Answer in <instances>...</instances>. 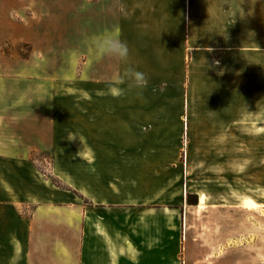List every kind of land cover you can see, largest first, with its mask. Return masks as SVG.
Returning <instances> with one entry per match:
<instances>
[{"label":"rangeland","instance_id":"obj_1","mask_svg":"<svg viewBox=\"0 0 264 264\" xmlns=\"http://www.w3.org/2000/svg\"><path fill=\"white\" fill-rule=\"evenodd\" d=\"M42 1L39 45L0 56V242L32 219L64 226L37 240H83L90 207L105 235L134 229L149 264H264V0H246L237 36L249 38L230 54L120 36L148 84L119 95L111 81L127 65L93 38L117 34V12L146 20L149 0Z\"/></svg>","mask_w":264,"mask_h":264},{"label":"crops","instance_id":"obj_2","mask_svg":"<svg viewBox=\"0 0 264 264\" xmlns=\"http://www.w3.org/2000/svg\"><path fill=\"white\" fill-rule=\"evenodd\" d=\"M42 8V0H0V56L4 53L3 48L12 41L26 40L33 42L35 47L39 45L38 42L44 37ZM251 12L250 1L246 0H149L146 20L126 22L117 12L110 30L117 34L119 32V37L144 34L148 43L151 41L153 45H161L164 50L171 47L172 36L176 34L175 39L180 40L177 45L180 44L190 53L230 54L241 46L239 40L249 38L237 36V17L242 13L250 16ZM30 35H34V39ZM5 70L6 67L4 73ZM2 192L12 202L14 195L4 190ZM13 203L7 206L14 211L11 216L22 221ZM50 203L45 202L43 207L49 209ZM92 210L89 207L82 212L84 218L87 216V220L83 221L87 238L80 241L54 238L64 227L61 224H34V219L30 223L12 224L19 228L20 233L5 244L0 242V249L6 248L5 254H0V264H149L147 259L140 258L139 247L134 241V229L124 232H128L130 238L123 234L119 236L117 233L122 231L118 229H114L113 236L105 235L102 232L104 224L89 219ZM95 210L100 212V209ZM67 211L71 212L70 208ZM72 212L75 216V210ZM46 227L55 232V236L50 235L51 238L46 240L35 239L33 233L44 232Z\"/></svg>","mask_w":264,"mask_h":264},{"label":"clouds","instance_id":"obj_3","mask_svg":"<svg viewBox=\"0 0 264 264\" xmlns=\"http://www.w3.org/2000/svg\"><path fill=\"white\" fill-rule=\"evenodd\" d=\"M97 52L104 56H111L127 65L129 57L128 45L120 39L118 34L110 32L93 38ZM148 84L145 73L139 71L134 66L127 65L123 73L113 77L111 81V91L114 95L122 92L123 85L129 88L142 89Z\"/></svg>","mask_w":264,"mask_h":264},{"label":"trees","instance_id":"obj_4","mask_svg":"<svg viewBox=\"0 0 264 264\" xmlns=\"http://www.w3.org/2000/svg\"><path fill=\"white\" fill-rule=\"evenodd\" d=\"M193 196H194L193 197L194 199H190V197H189V199H187L189 204H197L196 195H193Z\"/></svg>","mask_w":264,"mask_h":264},{"label":"bare ground","instance_id":"obj_5","mask_svg":"<svg viewBox=\"0 0 264 264\" xmlns=\"http://www.w3.org/2000/svg\"><path fill=\"white\" fill-rule=\"evenodd\" d=\"M205 199V195L204 194H200L199 195V203L201 204Z\"/></svg>","mask_w":264,"mask_h":264}]
</instances>
